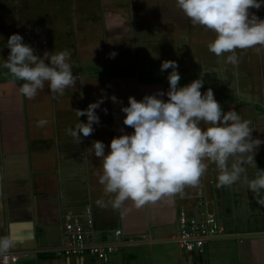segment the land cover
I'll return each mask as SVG.
<instances>
[{
    "label": "crops",
    "instance_id": "obj_1",
    "mask_svg": "<svg viewBox=\"0 0 264 264\" xmlns=\"http://www.w3.org/2000/svg\"><path fill=\"white\" fill-rule=\"evenodd\" d=\"M93 1L98 3L95 6L98 11L91 6ZM95 1L51 0L49 4L55 9L68 8L70 12L71 3L80 8L84 5L82 16L87 18L67 22L64 20L70 14L63 16L58 12L47 20V24L58 26L46 27L48 32L43 28L41 37V44L46 39L50 41L55 32L62 34L61 29L67 25L70 32L64 30V35L73 33L76 37L74 48L70 50L72 54H77L78 44L80 48L84 47V63L100 64L90 70L93 75L84 73L82 85L78 78L75 88H68L63 96L55 98L46 83L43 90H38L37 95L29 99L26 107L21 102L12 103L9 97H5L8 103L0 102V236L12 237L14 245L10 251L19 253L14 264H264V207L256 203L244 182V176L249 180L255 176L256 169L252 164L244 166L241 179L231 187L217 186L219 170L205 160L208 168L200 184L185 186L182 193L164 195L140 207L130 200L123 202L119 209L110 203L105 207L96 204L98 199L107 202L114 197L105 195L98 182L102 161L91 154L93 141L103 142L107 155L108 145L114 137L133 132L123 125L124 114L120 110L128 106V97L140 101L146 95L166 92L169 85L167 77L161 78L160 72L150 80L148 68L134 69V63L145 68L148 65L146 60L136 62L135 59L142 45L137 27L143 14L138 16L140 14L136 12L137 0ZM138 1L142 7L149 3L148 0ZM173 3L176 4L175 0ZM91 16L94 20L89 26L86 21ZM68 43L72 45V41ZM257 48L262 52L260 58H256L259 72L239 71L231 79L224 65V70L215 78L210 67L209 74L202 79L214 78L211 79L213 82H204L200 91L203 94L211 88L224 112L237 111L242 119L251 121L252 137L264 140V46L257 45ZM112 52L117 53L115 58H109ZM249 58L253 60V57ZM190 71L191 79L195 80L197 74L193 71L197 69L192 67ZM215 79L218 82L214 83ZM0 83V93L3 88L11 89L12 93L19 89L12 80ZM189 83L179 81L178 87ZM106 84L118 102L102 97ZM81 86L82 110L101 98L104 103L96 109L100 123L93 126L95 131L88 137L81 136L78 142L66 129L74 128L77 123L75 111L80 108L75 104L79 102L77 95ZM160 98L167 100L166 96ZM67 100L69 107L60 104ZM32 101L36 102L35 106ZM103 109H107L106 114ZM36 119H46L48 123L37 127ZM78 121L86 122V117L81 116ZM233 162L234 158H230L229 165ZM254 162L258 169H264V144L259 147ZM199 194L206 201V208L226 225L227 233L209 241L198 251L187 252L170 240L177 233L178 210L182 207L192 210ZM87 208L92 215L90 238L93 241H113L116 239L114 230L120 229V240L146 238L148 242L123 248L107 262L87 255L57 256L50 251L64 242V215L81 214Z\"/></svg>",
    "mask_w": 264,
    "mask_h": 264
},
{
    "label": "clouds",
    "instance_id": "obj_2",
    "mask_svg": "<svg viewBox=\"0 0 264 264\" xmlns=\"http://www.w3.org/2000/svg\"><path fill=\"white\" fill-rule=\"evenodd\" d=\"M175 2L193 25L215 33L208 50L217 57L228 53L227 64L235 66L239 63L237 49L264 46V19L249 11L264 7V0ZM3 47L9 51L0 67L7 69L14 80L23 81L19 85L23 97L33 99L46 83L53 98L63 96L68 88H75L77 79L68 62L69 49L38 56L19 34L10 35ZM116 55L112 52L109 58ZM168 69L171 71L167 75L169 87L166 92L146 95L140 101L128 97V106L120 109L124 114L123 125L133 129L131 134L114 137L108 145L107 155L105 144L93 141L91 154L102 161L98 182L105 195L114 197L107 202L98 199L96 204L105 207L110 203L119 209L123 202L130 200L140 207L164 195L182 193L185 186L200 184L208 168L204 162L207 160L219 170L218 187H231L241 179L245 165H254V178L249 180L244 176V182L256 203L264 207V169H258L254 162L264 140L252 137L251 121L242 119L235 110L224 112L211 88L202 94L200 89L204 81L201 78L178 87L181 77L175 61L161 63V72ZM164 96L167 100L160 98ZM110 99L118 102L115 96ZM102 103L103 98L90 103L85 110H76L77 123L74 128L66 129L67 133L78 142L81 136H90L95 131L93 126L100 123L96 109ZM103 111L107 113V109ZM81 116L86 117V122L78 121ZM47 123L46 119H40L37 127ZM230 158H234L231 165ZM13 245L10 235L0 236V256L6 257Z\"/></svg>",
    "mask_w": 264,
    "mask_h": 264
},
{
    "label": "rangeland",
    "instance_id": "obj_3",
    "mask_svg": "<svg viewBox=\"0 0 264 264\" xmlns=\"http://www.w3.org/2000/svg\"><path fill=\"white\" fill-rule=\"evenodd\" d=\"M50 2L51 0H0V38H2V41H0V64L3 63L2 59H7L9 50L3 47V44L7 42L8 37L12 34H19L22 36L23 41L26 44H29L35 50L34 54L38 56L43 55L45 52L44 49L46 52H59L64 49L73 50L76 37L73 36V33L71 36L64 35V30L66 32L69 30L67 25H64L61 29L63 32L62 34H57L55 32L53 39L50 41L46 39L45 43L41 44V37H43L44 32L43 28L47 29L48 32V28L58 26L47 24V20L52 18V16L56 15L58 12H60L61 15L63 14V16L70 14L69 17H66L64 20L67 22L74 21L76 19L79 21L81 18H87L82 16V11L84 10L85 6L82 5V8H80V5L75 7V4L71 3V6L73 7L71 8L70 12L68 8L62 10L55 9V7L49 4ZM95 2H97V0ZM136 2L138 4L136 12L140 14L137 15L141 16L143 14L139 18V21L145 27L141 23L138 24L137 27L138 31L141 33L139 35H141L142 45L139 46V55H136L135 59L136 62L139 60H146L148 65L145 68L143 66H136L134 63V69L148 68L147 77L150 80L160 75L159 72L161 73V78L167 77L171 69L165 70L164 72L159 70L163 61H175L178 64L177 70H180V82L183 83H191L193 81L190 76L192 72L190 71V68L192 67L197 69V71H193V73L198 75H196L195 79L198 77L202 79V77L204 78L207 76L210 72V67L213 68L212 71L214 72L213 74L216 78V76L219 75V72L224 70V65L226 66L225 69L229 71L231 79H233V77L235 78V72L246 70L250 71L252 74L259 72L257 70L256 58H260L262 52H260V50L257 48V45L243 50L237 49L236 53L239 57V63L235 66L227 64L225 63V60L227 55H229L228 53L217 57L208 50V44L215 39V33L211 30H206L203 26L193 25L191 20L186 17V15L178 8V6L176 4L174 5L173 0H148L149 3L144 7H142V3H139L138 0ZM92 3L93 4L91 6H93V8H95V6L98 4H94V1ZM148 5L150 7H148ZM95 9L98 11L97 7ZM249 11L256 15L259 19L264 18V7H261L259 10L250 9ZM91 17H89L87 21L85 20L89 26L91 25V21L94 20V18ZM82 29H85L83 25ZM69 32L70 31H68V34ZM68 37H71V39L69 40ZM66 39L72 41L71 46H69L70 43H68L69 41H66ZM43 45H46V47L44 48ZM76 46H78V52L76 55H73L70 51L71 56L68 62H70L73 69V74L76 75L77 80H79L78 78L81 79L80 83L82 85V75H84V73L93 75L94 72L90 70H92V67L98 68L100 64L95 62L92 64L89 62L84 63L86 61L84 60L86 58L84 55H82V49H84V47L80 48V45L78 44ZM76 48L77 47H75V50ZM262 50L263 49H261V51ZM241 53H246L248 55L243 57ZM249 56L253 57V60H251ZM45 62L47 63V61ZM150 66L152 68H150ZM211 79L213 80L214 78H208V80L203 81L210 84V81H212ZM7 80L15 81L17 86L23 83V81L14 80L7 69L0 67V82ZM216 82H218L217 79H215L214 83ZM108 84L110 85V82H108ZM10 91L5 88H3V92L1 91L0 102L2 104L8 103L6 100L7 98L5 99V97H9L12 103L21 102L25 107L28 106L30 103L29 99L23 97L20 94L19 89H14L13 93L12 91L10 93ZM14 91L16 92L15 94ZM103 91L104 94L102 97H106V99L112 97L111 87L107 85ZM40 96H43V94ZM77 97L79 102H77L75 106L82 110V86L81 90L78 91ZM86 101L89 102L88 100ZM69 102L70 101L68 100L62 101L60 104L69 107ZM35 103L36 102L32 101L31 104L35 106ZM40 105L45 104H39V106ZM99 109L100 108L97 110Z\"/></svg>",
    "mask_w": 264,
    "mask_h": 264
},
{
    "label": "built area",
    "instance_id": "obj_4",
    "mask_svg": "<svg viewBox=\"0 0 264 264\" xmlns=\"http://www.w3.org/2000/svg\"><path fill=\"white\" fill-rule=\"evenodd\" d=\"M91 226L92 215L89 208L81 214L68 213L64 215V242L62 246L50 249V251L57 256L87 255L107 262L113 254L123 248L148 242L146 238L120 240L119 237L122 234L120 229L114 230L115 240L95 242L90 238ZM226 233V225L206 208V201L199 194L192 210H186L184 207L178 210L177 233L170 242L187 252H192L202 249L206 243L213 239L224 237ZM18 256V252L9 251L6 257L0 256V264H14Z\"/></svg>",
    "mask_w": 264,
    "mask_h": 264
}]
</instances>
